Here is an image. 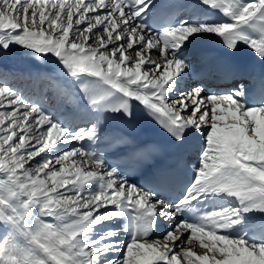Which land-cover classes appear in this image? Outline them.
Instances as JSON below:
<instances>
[{"label":"snow or ice","instance_id":"snow-or-ice-1","mask_svg":"<svg viewBox=\"0 0 264 264\" xmlns=\"http://www.w3.org/2000/svg\"><path fill=\"white\" fill-rule=\"evenodd\" d=\"M164 8L189 5L0 0V57L53 66L23 88L0 79V264H264V74L188 80L203 41L264 61V0H198L157 23ZM141 122L176 157L145 183L111 159L160 150L137 143Z\"/></svg>","mask_w":264,"mask_h":264},{"label":"bare ground","instance_id":"bare-ground-1","mask_svg":"<svg viewBox=\"0 0 264 264\" xmlns=\"http://www.w3.org/2000/svg\"><path fill=\"white\" fill-rule=\"evenodd\" d=\"M201 45L198 43L194 50L193 69L189 72L188 80L189 83H198L194 77L195 71L200 67V61L198 55L201 53ZM53 71L52 65L33 63L29 58H21L19 56L9 54L7 57H0V79L7 78L8 82L13 85L15 81H18V87H25L26 81L19 78L21 73L29 72H51ZM16 86V85H15ZM51 93L49 97L51 98ZM35 98V97H34ZM51 107L57 111V113H64L65 115L75 118L79 114L76 113L69 105L65 102L52 101ZM195 156V153H192ZM195 158V157H194ZM114 229L121 232L122 238L126 239L122 231L121 220L112 225Z\"/></svg>","mask_w":264,"mask_h":264},{"label":"rangeland","instance_id":"rangeland-1","mask_svg":"<svg viewBox=\"0 0 264 264\" xmlns=\"http://www.w3.org/2000/svg\"><path fill=\"white\" fill-rule=\"evenodd\" d=\"M13 85H14V86L16 85V87H18V86H19L18 81H15V82L13 83ZM115 230H116V229H115Z\"/></svg>","mask_w":264,"mask_h":264}]
</instances>
